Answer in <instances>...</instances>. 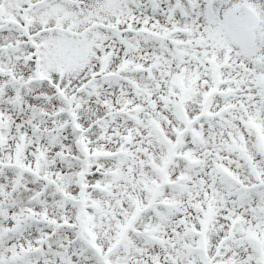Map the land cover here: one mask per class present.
<instances>
[{"label":"snow or ice","instance_id":"6c2138e0","mask_svg":"<svg viewBox=\"0 0 264 264\" xmlns=\"http://www.w3.org/2000/svg\"><path fill=\"white\" fill-rule=\"evenodd\" d=\"M0 264H264V0H0Z\"/></svg>","mask_w":264,"mask_h":264}]
</instances>
